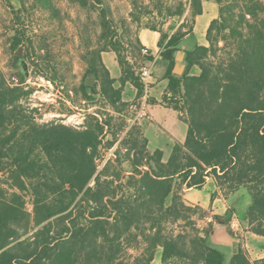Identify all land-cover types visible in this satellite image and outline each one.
I'll return each mask as SVG.
<instances>
[{"label":"trees","instance_id":"1","mask_svg":"<svg viewBox=\"0 0 264 264\" xmlns=\"http://www.w3.org/2000/svg\"><path fill=\"white\" fill-rule=\"evenodd\" d=\"M215 1L220 9L207 31L209 44L187 51L182 75L173 72L170 51L186 33H163L159 42L170 61L165 76L171 96L164 99L176 100L169 107L179 113L185 110L186 139L174 143L167 159L161 148H149L148 138L141 147L136 142L134 153H127L129 175L119 159L114 173L107 174L110 161L97 174L103 121L90 116L83 128L39 123L37 109L22 103L32 89L11 86L0 72V174L7 175L0 187V264H152L160 249L161 264H224L226 251L212 242L211 230L194 227V208L184 199L186 189H202L208 178L217 186L212 198L247 189L252 203L246 220L264 236V0ZM191 5L203 12V0ZM119 63L122 83L144 93L128 62L120 57ZM115 82L107 72L102 92L111 104L122 99ZM180 221L194 226L166 231ZM140 237L142 253L128 257ZM229 264H264V258L252 260L240 247Z\"/></svg>","mask_w":264,"mask_h":264},{"label":"rangeland","instance_id":"2","mask_svg":"<svg viewBox=\"0 0 264 264\" xmlns=\"http://www.w3.org/2000/svg\"><path fill=\"white\" fill-rule=\"evenodd\" d=\"M208 1L203 0V12L197 14L191 0H0V72L11 86L32 89L22 103L30 110L37 109L32 112L39 123L57 122L83 128L90 116L103 121L106 128L97 174L110 161L112 165L107 174L114 173L119 159L123 175H129L133 166L127 153H134L132 146L136 142L140 141L138 147H141L146 137L150 148H155L159 141L166 140L164 136L161 138L160 132L154 135L151 127V122L158 123L152 118L155 116L153 105H159L161 114H166L167 108L173 109L170 105H177L176 100L169 104V100L164 99L166 94L171 96V92L168 93L169 80L165 76L170 61L164 57V47L159 45L161 37L163 33L169 36L181 31L186 33L178 50L170 51V54H174L176 63L178 52L185 50L183 62L187 67V51L199 43L209 44L207 31L219 13L220 5L215 0ZM143 47L149 48V56L142 53ZM120 57L128 62L138 77L144 63L156 59L145 119L132 121L142 106L143 92L127 84L123 93L126 83L121 81ZM92 68H97L98 75ZM197 70L195 68L194 72ZM107 72L116 81L113 87L122 90V99L115 104H111L102 92ZM87 78H94L96 82L87 84ZM164 79L165 89L166 84L161 83ZM156 92H163L159 96L160 101L156 100ZM175 99L181 100L182 94L176 95ZM179 105L182 106V101ZM178 116L181 120L187 119L185 110ZM165 151L167 159L170 148L165 147ZM6 179L7 175L1 173L0 187ZM94 183L93 180L91 185ZM5 187L9 189L7 185ZM208 189L207 184L203 192L198 189L192 191L200 198ZM226 193L222 191L228 207L225 216H214L208 208L204 209L195 202L187 203L194 208L192 221L196 225L170 222L166 231L177 234L191 231L193 226L201 232L212 231L218 222L219 227H226L233 239L256 257L253 242L248 244L245 236L249 228L246 219L252 197L246 188ZM25 197L27 209L32 212L31 196L25 193ZM171 200L170 197L168 204ZM138 241L128 249V257L142 253L145 243L141 237ZM261 241L264 245V239ZM219 249L226 251L228 260L224 264H229L231 245ZM257 254L263 256L264 253ZM176 263L188 264L183 260Z\"/></svg>","mask_w":264,"mask_h":264},{"label":"crops","instance_id":"3","mask_svg":"<svg viewBox=\"0 0 264 264\" xmlns=\"http://www.w3.org/2000/svg\"><path fill=\"white\" fill-rule=\"evenodd\" d=\"M206 1L209 2L208 0ZM218 16H219V13H218ZM176 62H177V56H176ZM196 73H199V70H197ZM161 83L166 84V79L161 80ZM127 84H130L131 87H134L132 83L126 82L123 88V93L126 92V88L128 87ZM166 87H167V84L164 85L163 88L165 89ZM118 88H121V85ZM161 94H163V92L155 93L156 100L160 101L159 96ZM158 106L159 105H153V108H154L153 113L155 116L152 117L158 123L151 122V127H153L154 135H158V133L160 132L162 134L161 138H163L164 136L166 140L159 141V143L156 144L155 148H150V145H149V148L151 150H155L156 148H161L164 151V154L167 155L165 151V147H169L170 152H171L172 146L174 145L175 142L184 143L186 139V135H187L188 125L186 124L184 120H181L179 118L178 111L167 108L168 110L167 113L161 114V110L158 108ZM207 184L209 188L208 192H206L205 195L202 194L200 198L197 193L192 191L194 190V188L186 189L185 194H184L185 201L190 204H193L195 202L196 204H199L204 209L208 208V210H210L214 216L215 215L225 216L228 212V207L226 204L227 200L224 198L222 193L212 198L213 193H215L217 190V186H216L214 179L208 178L207 183L204 185V187ZM203 188L198 189V190H200V192H203ZM218 225L219 223L216 222L215 227L211 231V240L218 248L223 247L224 249H226L228 245H231L230 238H233V237L230 235L226 227H224L223 225L219 227ZM245 236L248 239V244L249 242L250 243L253 242V247H255V250L257 251V253L258 252L261 254L264 253V245L261 243L262 242L261 240L264 239V236H260V235L253 233L250 230V227L249 228L247 227ZM240 247H243V246L239 242V249ZM231 251H232V246H231ZM161 252L162 251L159 250L156 253L155 259L152 262V264H155V262L157 264H161V256H162ZM257 253L256 255H254L256 257H252L250 254L252 260H260L264 258V254L263 256H261V255H258Z\"/></svg>","mask_w":264,"mask_h":264},{"label":"built area","instance_id":"4","mask_svg":"<svg viewBox=\"0 0 264 264\" xmlns=\"http://www.w3.org/2000/svg\"><path fill=\"white\" fill-rule=\"evenodd\" d=\"M142 53L148 56L150 54L149 48L143 47ZM155 63H156V59L152 61H146L144 65L140 68L139 77L144 86V93H143V96L141 97L142 106L139 109H137L135 118L132 119V121L134 122L138 119H145L148 116V110H147L149 106L148 94H149L150 87L152 85V81H151L152 76H153L152 68L155 65Z\"/></svg>","mask_w":264,"mask_h":264},{"label":"water","instance_id":"5","mask_svg":"<svg viewBox=\"0 0 264 264\" xmlns=\"http://www.w3.org/2000/svg\"><path fill=\"white\" fill-rule=\"evenodd\" d=\"M186 52L180 50L177 55V62L174 66L173 72L177 75H182L186 68V64L183 62ZM20 55V54H18ZM96 82L94 78H87L86 83L93 85ZM230 244L232 246V253L236 254L239 251V241L233 238H230Z\"/></svg>","mask_w":264,"mask_h":264}]
</instances>
